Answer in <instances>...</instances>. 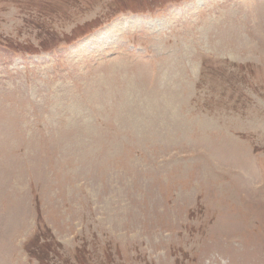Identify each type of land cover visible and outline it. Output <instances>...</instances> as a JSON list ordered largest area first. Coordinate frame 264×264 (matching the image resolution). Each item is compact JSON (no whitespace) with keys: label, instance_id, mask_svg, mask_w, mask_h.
<instances>
[{"label":"rangeland","instance_id":"1","mask_svg":"<svg viewBox=\"0 0 264 264\" xmlns=\"http://www.w3.org/2000/svg\"><path fill=\"white\" fill-rule=\"evenodd\" d=\"M262 6L0 0V264H264Z\"/></svg>","mask_w":264,"mask_h":264},{"label":"bare ground","instance_id":"2","mask_svg":"<svg viewBox=\"0 0 264 264\" xmlns=\"http://www.w3.org/2000/svg\"><path fill=\"white\" fill-rule=\"evenodd\" d=\"M262 7H264V6H262ZM262 11V10H261Z\"/></svg>","mask_w":264,"mask_h":264}]
</instances>
